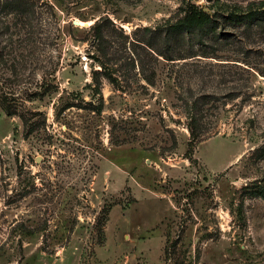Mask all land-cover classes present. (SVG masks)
<instances>
[{
	"label": "rangeland",
	"instance_id": "1",
	"mask_svg": "<svg viewBox=\"0 0 264 264\" xmlns=\"http://www.w3.org/2000/svg\"><path fill=\"white\" fill-rule=\"evenodd\" d=\"M0 264H264V0H0Z\"/></svg>",
	"mask_w": 264,
	"mask_h": 264
},
{
	"label": "trees",
	"instance_id": "2",
	"mask_svg": "<svg viewBox=\"0 0 264 264\" xmlns=\"http://www.w3.org/2000/svg\"><path fill=\"white\" fill-rule=\"evenodd\" d=\"M209 23V17L197 7H191L185 17L174 28H200Z\"/></svg>",
	"mask_w": 264,
	"mask_h": 264
},
{
	"label": "water",
	"instance_id": "3",
	"mask_svg": "<svg viewBox=\"0 0 264 264\" xmlns=\"http://www.w3.org/2000/svg\"><path fill=\"white\" fill-rule=\"evenodd\" d=\"M73 25H74V26H77V27L80 26L79 23H78L77 21H73Z\"/></svg>",
	"mask_w": 264,
	"mask_h": 264
}]
</instances>
